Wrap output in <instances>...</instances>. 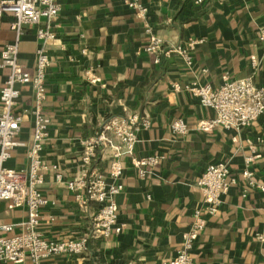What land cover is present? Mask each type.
Here are the masks:
<instances>
[{"label":"crops","instance_id":"crops-1","mask_svg":"<svg viewBox=\"0 0 264 264\" xmlns=\"http://www.w3.org/2000/svg\"><path fill=\"white\" fill-rule=\"evenodd\" d=\"M148 8L140 17L121 0H61L57 38L48 50L51 66L43 112L51 117L42 158L51 168L45 173L43 193L50 201L42 209L39 230L52 240L76 239L89 233L99 211L96 202L82 206L67 182L82 170V142L114 116L147 114L152 126L138 134L133 156H123L124 190L116 196L121 233L89 239L84 256L56 255L50 264H163L177 255L196 208L202 204L198 179L213 163L228 162L241 174L250 142L257 146L252 165L264 182V114L246 128L200 130L197 124L216 116L199 98L184 89L194 81L219 87L226 79L254 76L264 86V0H141ZM15 17H0V47L13 42ZM151 28V33L146 29ZM38 27L24 26L19 61L33 71L40 45ZM151 36L162 39L165 51L159 63L144 51ZM193 43L191 46L190 44ZM186 49L193 63L187 64ZM9 69H0V96ZM179 84L182 90H174ZM21 89V106H33L30 85ZM183 119L186 135H176L171 124ZM33 121L21 125L18 146L7 162L10 168L28 166L27 146ZM164 155L156 167H147L140 178L132 159ZM92 169L108 174L109 154H98ZM62 175V180L57 179ZM243 182L223 196L220 212L208 220L193 250L196 264H264V191L243 196ZM49 217L55 218L49 222ZM27 218L24 206L4 201L0 222L14 224L8 234L21 232ZM0 264H30L24 261Z\"/></svg>","mask_w":264,"mask_h":264},{"label":"built area","instance_id":"built-area-1","mask_svg":"<svg viewBox=\"0 0 264 264\" xmlns=\"http://www.w3.org/2000/svg\"><path fill=\"white\" fill-rule=\"evenodd\" d=\"M140 17L147 19L148 8L141 0H121ZM206 0H194L198 6ZM61 0H0V17L12 13L15 17L11 27L17 36L13 42L0 47V69H9V74L1 89L0 96V205L4 201H12L15 205L24 206L27 218L18 225L21 232L8 234L14 230V224L0 222V262L15 263L29 258L30 264H50L49 258L56 255L84 256L88 254L89 239L110 238L113 233H121L125 224H120L116 196L124 190L120 181L124 170L123 156H133L138 134L152 126L151 117L140 113L129 116H114L102 124L100 130L82 142L81 172L67 182L68 188L75 192L77 201L85 206L89 201L99 205L89 233L76 239L52 240L40 232L42 209L50 201L42 188L45 184V173L51 168L42 158V151L49 136L51 117L43 112V104L47 94V73L51 66L48 47L56 40V27L61 12ZM38 27L37 37L40 41L36 51L33 71L25 69L19 61V42L24 26ZM151 33V28L146 29ZM259 41L264 45V27L259 33ZM191 46L193 43L190 44ZM144 51L155 55V62L161 61L165 51L161 38L151 36ZM174 51L183 54L187 64L193 60L186 49L177 47ZM23 85H30L33 92V106L23 107L20 104ZM174 90H182L179 84ZM184 89L199 98L204 107L215 110L216 116L197 124L200 130L246 128L264 114V86L255 83L254 76L240 79H226L219 87L209 83L194 81ZM31 117L33 121L32 140L27 146L28 166L16 170L7 166L13 151L18 146H26L16 140L22 123ZM172 133L186 135L188 124L179 118L172 122ZM251 153L244 159L245 166L241 174L234 173L230 164L225 161L210 164L198 179L202 189L201 207L195 209L185 240L177 255L163 264H196L193 250L197 239L203 233L208 220L216 216L222 207L223 196L243 182V196L251 190L264 191V182L256 178L252 165L257 157V146L250 142ZM109 154L110 170L108 174L93 170L92 165L98 154ZM165 159L164 155L134 157L132 162L138 168L140 178L147 175V167H156ZM62 180V175L57 174ZM49 222L55 218L49 217Z\"/></svg>","mask_w":264,"mask_h":264}]
</instances>
